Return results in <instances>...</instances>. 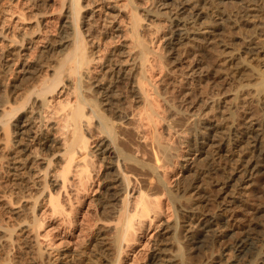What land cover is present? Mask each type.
I'll use <instances>...</instances> for the list:
<instances>
[{
    "label": "bare ground",
    "instance_id": "6f19581e",
    "mask_svg": "<svg viewBox=\"0 0 264 264\" xmlns=\"http://www.w3.org/2000/svg\"><path fill=\"white\" fill-rule=\"evenodd\" d=\"M27 1L31 2V7L38 8L37 1L40 0ZM142 1L55 0L54 6L58 14L57 28L55 35L46 38L47 41L44 42L43 49L51 53L44 61L41 57L42 60L37 58L39 55L31 57L27 53L30 49H34V43H37L33 37H18L10 33L6 36L4 32H0V43L4 42L0 49V58L7 63L8 70L17 64V72H14L15 77L7 86V93L6 90H2L6 95L2 97L3 93L0 94V189L14 186L22 189L25 187L23 190H26L36 186L37 191L30 197L32 198L30 205H27L28 217L31 221L24 225V221L20 223L23 225L24 234L34 233L43 225V221L35 215L40 204L38 200H41L42 204L40 209L47 208L52 216L69 218L70 213L77 210L75 204L76 206L79 204L80 194L88 195L89 189L95 183L94 177L97 172L94 158H97L103 167L101 175L97 178V184H100L101 188L100 194L95 198L99 213L97 220L102 221L101 217H108L107 223L112 230L111 244L116 252H119L118 256L124 247L127 249V243L132 240L134 233L141 231L144 222L150 226L154 219L162 215L160 209L163 197L168 198V202L176 201L180 222L193 221L198 224L201 221L196 208L181 207L183 196L179 197V201L175 194L177 191L173 193L166 186L165 178L159 174V165L139 162L125 152L122 147L123 142L122 145L120 144L123 139L120 135L122 140L118 138L119 129L121 126L129 128L130 121L135 115L130 113L132 115L129 116L125 111L126 115L119 114L118 120H112L106 116L105 110L114 109L117 101L116 103L110 101L114 100L112 96L116 94L111 89L114 84L119 83L120 78H125L129 82L130 100L142 104L145 120H152L156 115L155 107L159 109L157 100L165 92L162 89L164 93L161 94L155 83H152L153 65L150 56L156 54L161 59L164 55L165 60L171 64H180L179 57L183 52H180L179 48L184 46L185 42H190V51L196 53L193 54L195 59L187 67L186 76L190 80H201L203 77L216 80L214 74L220 66L216 37L222 34V25L227 17L223 11H220L221 9L212 10L213 17L212 21H210L211 16L209 17V24L202 28L193 27L194 21L205 19L201 8L220 5L224 0H145L150 2L155 10L140 13L138 7ZM7 3L15 5L14 8L19 10L22 20L33 18L35 28L39 31L43 21L38 19V16L45 15V12L39 10L27 15L20 5L16 6L19 0H0V13L3 5ZM163 15H167L166 22L170 33L163 46L162 55L148 45L145 36L161 30L162 26L154 28L152 25ZM101 23L103 31H100ZM107 37L126 38L118 50V58L114 57L113 50L106 51L102 57L97 55L103 46L100 45V40ZM43 49L40 51L43 52ZM245 50L252 58H264V48L246 46ZM100 57L104 59L98 69ZM227 58L237 68H247V63L237 54L230 53ZM257 95L264 99V87L257 91ZM110 96L113 99L109 101ZM58 98L60 100H57ZM100 98L101 100L98 101ZM211 103L212 109L215 107L214 100ZM118 109L117 106L116 116ZM51 120L52 133L50 130L51 134H48L42 126ZM93 120L94 128L91 126ZM90 126L94 129V134L91 133ZM88 128L92 134H89V137L84 132ZM226 129L227 127L218 124H204L202 139L205 140V146L215 147L217 157H225L235 163V167L230 168L225 174L223 182V189H226L225 193L223 192L225 197H230L229 194L235 189L249 195L259 181L264 180L262 130L257 125L253 126L252 132L244 135L245 138L252 140L251 146L242 151H234L231 144L222 142L223 139L221 142L216 140L225 134ZM93 138H97V143L91 148L90 139ZM159 139L160 137L155 133L149 147L160 154L163 162L169 153ZM193 147L196 148L195 151L202 152L200 146ZM213 159L207 158L204 161L212 171H217ZM190 171H193L192 168L188 170ZM57 183L58 189L54 190ZM14 190L20 191V189ZM194 193L192 195L197 196L196 199L200 197L201 193L198 191ZM9 195L10 193L8 199ZM4 200L6 201L5 197ZM25 201L27 203L29 200ZM246 205L245 203L244 206ZM13 213L15 214L14 210ZM18 213L19 210L16 214ZM231 219L229 217L222 221L218 218L206 220L202 233L195 238L190 236V240L198 247L207 239L215 243L229 237V234L225 235L220 229H223ZM1 221L0 247L2 250H8L7 247H14L20 241L16 245V242L13 244V231L8 230L9 228L2 224L4 221L2 223ZM20 224L18 226L21 228ZM179 228L180 223L162 227L163 232L159 241L161 247L158 252L151 255V264H183L179 249L174 244L175 233ZM97 242L100 244L98 246L103 245L102 238ZM254 244L255 239L251 236L234 239L230 244L233 256L227 264H263L264 237L260 248H256ZM119 258L117 257L116 263L117 260L119 262Z\"/></svg>",
    "mask_w": 264,
    "mask_h": 264
},
{
    "label": "rangeland",
    "instance_id": "374dc122",
    "mask_svg": "<svg viewBox=\"0 0 264 264\" xmlns=\"http://www.w3.org/2000/svg\"><path fill=\"white\" fill-rule=\"evenodd\" d=\"M54 1H37L38 8L36 6L31 7V2L27 0H19V4L16 5H20V8L24 9V14L27 15L39 10L45 12V15L38 16V19L43 21L39 31L35 28L33 18L22 20L19 16V10L14 8L15 5L4 4L0 13V32H4L6 36L10 33V35L13 34V36L18 37H33L37 43H34V49H30L27 53L31 57L39 55L37 58L43 59L42 61L46 60L51 53L43 49L45 47L44 42L55 35L57 28L58 14ZM201 9L205 19L194 21L195 26L193 28H202L209 24L210 18L212 21L213 17L212 10L219 11L221 9L220 11H223L227 17L222 25V34L216 37L218 62L220 63L218 69L215 67L217 69L216 74H214L216 80L212 81L206 77L201 80H190L186 76L187 67L195 59L193 54L196 55L194 51H190V42H185L186 44L180 47L181 49L179 48V51L184 53H180V64H171L165 60L163 46L170 31L166 22L167 15H163L162 18L155 20L152 25L154 28L162 26L161 30L145 36L148 45L164 57L159 59L156 54L150 56L153 65L152 83H155L161 94L165 92L157 100L159 101L157 103L159 109L157 106L155 107L156 115L152 117V120L147 118L145 120L143 105L130 100L129 82L125 78H120L119 83L114 84L115 86L111 89L116 94L112 96L114 100H111V96L109 97L111 103L117 101L114 109H112L115 113L113 114L111 110H105L106 116L112 120H118L119 114L126 112L129 116L135 115L130 121L129 128L121 126L119 129L120 134L118 136H122L123 139L118 137L120 141L122 140L120 144L123 142L121 145L125 152L139 162L159 165V174L165 178L166 186L173 193L177 191L175 193L177 199L183 196L180 202L181 207L183 209L196 208L201 221L196 224L193 221L186 222L187 219L185 218L186 223L180 222L176 201L168 202V198L163 197L160 209L162 215L154 219L150 226L144 222L146 225L143 224L141 231L134 233L132 240L130 239L129 244L127 243V249L124 247L118 256L119 252L117 253L111 244L112 230L107 223L108 217H101L102 221L97 220L99 213L95 198L101 191L100 184H97V178L101 175L103 167L97 158H94L93 162L98 176L94 177L95 183L92 184L91 190L89 189L88 195L80 194L79 204L76 206L74 203L77 210L70 213L69 216L73 220L68 217L52 216L47 208L40 209L42 204L41 200H38L41 205L39 204L35 215L43 221V225L31 234H24L22 226L31 221L28 217L29 212L27 211L29 210L27 207L29 206L27 205H30L32 199L30 197L37 191L36 186L27 188V191L23 190L25 187L22 189L20 187L14 188V186H7L9 189H0V195L3 196L0 198V221L3 219L1 223L4 221L2 224L6 225L8 230L13 231V244L16 242V245L20 241L19 245L7 247L8 250H2L0 247V264H151V255L158 252L157 250L161 247L159 241L163 232L162 227L164 225L172 226L175 223H180V228L175 233L174 244L179 249V256L183 264H227L233 256L230 244L237 237L251 236L255 239L256 248L262 246L264 237V180L259 181L249 195L235 189L229 194L230 197H225L223 194L226 191L223 189L225 174L230 168L235 167V163L225 157H217V150L213 145L205 146V140L202 139L204 136L201 132L204 124H218L227 127L225 134L216 140L221 142L223 139L222 142L231 144L234 151H242L251 146L252 140L245 138L244 135L252 132L255 125L260 127L264 138V99L257 95V91L264 87V58H252L245 50L246 46L264 48V0H224L220 5L206 6V8ZM154 10L153 5L145 0L140 2L138 7L140 13L153 12ZM100 27V31H103L102 23ZM125 40L124 37L115 39L107 37L100 40V45L103 46L97 55L102 57L106 51L113 50L115 51L114 57L118 58V50ZM3 43H0V49L3 47ZM42 49L45 52L40 51ZM230 53L241 57L247 63V68H237L229 62L227 57ZM30 58L28 59L30 60ZM103 59L98 62V69H100ZM6 64L0 58V94L3 93L2 97L6 95L4 91L6 90L7 93V86L15 77L14 72H17V64L11 66L10 70L7 69ZM3 89L4 91H2ZM100 100L101 98L98 101ZM212 100L215 102V107H212L213 110L211 109ZM117 106L121 110L118 109L119 112L116 116ZM139 115H141L140 118ZM138 118L139 121H137ZM51 121L42 126V129L47 130L48 134L52 133L50 128L53 121ZM195 121L198 122L195 123ZM93 124H95L94 120L91 126ZM93 128H91L92 132L89 128L84 131L87 137L91 133L94 134ZM155 133L160 137L161 144L168 149L169 154L163 162H161L160 154L157 151H152L149 147ZM93 139H90L91 148H94L97 143V138ZM199 142L202 143L199 144ZM192 145L200 146L202 152L195 151L196 148ZM207 158L213 159L218 168L217 171H212L207 166L206 161H204ZM191 168L194 172H188ZM58 185V183L55 185L54 190L58 189ZM12 189H20L21 193L19 190L13 191ZM195 191L201 193L197 199L195 198L197 196L192 195L195 194ZM6 193H10L9 199ZM187 198L188 200H186ZM24 199L30 202L27 201L26 203ZM243 201L247 207L244 206ZM18 210L20 216L16 214ZM229 217L232 218L231 221L223 229H220L225 235L229 234V237L215 243H211L207 239L203 245L198 247L190 240L191 237L195 238L202 233L203 224L206 220L218 218L222 221V219ZM22 222L23 225L20 224ZM19 224L21 228L18 226ZM25 235L26 237H24ZM34 237L36 238L34 239ZM100 238L103 239V245L98 246L100 244L97 241ZM117 257H120V260L119 262L117 260L116 263Z\"/></svg>",
    "mask_w": 264,
    "mask_h": 264
}]
</instances>
